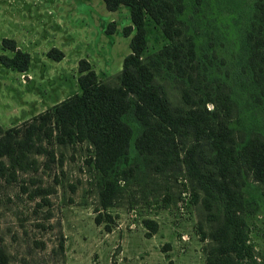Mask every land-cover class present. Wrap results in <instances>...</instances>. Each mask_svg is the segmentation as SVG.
Masks as SVG:
<instances>
[{
    "label": "rangeland",
    "instance_id": "obj_1",
    "mask_svg": "<svg viewBox=\"0 0 264 264\" xmlns=\"http://www.w3.org/2000/svg\"><path fill=\"white\" fill-rule=\"evenodd\" d=\"M235 1L183 0L180 38L185 42L195 25L202 29L197 39L199 54L208 52L213 63H207L204 55L202 62L210 65L214 75L193 69L190 80L171 56L153 61L171 41L162 25L150 17L146 21L148 46L142 57L150 62L153 83L175 110H187L202 95L200 88L207 80L213 85L226 80L220 88L234 91L229 120L238 137L248 131L264 132V101L257 104L251 99L255 89L250 82L232 78L236 64L228 58L238 42L232 14ZM112 21L114 31L107 32ZM129 24L125 4L109 10L103 0H0V53L9 52L1 38L16 36L31 55L25 71L0 63L2 127L30 121L78 91L80 58L89 60L101 80L119 84L123 57L130 51L134 33V29L129 35L123 33ZM52 46L63 50L61 59L46 55ZM184 66L191 71L189 65ZM247 80L246 75L241 79ZM206 106L213 108V103L207 101ZM125 120L136 136L139 121L132 113ZM191 140L188 135L185 145ZM42 144L51 153H30L31 165L17 170L15 179L0 176V237L8 264H208L223 238L221 203L187 170L183 145L179 157L173 156V163L164 167H155L131 147V169L126 166L125 175L115 180V197L102 208L98 174L86 159L92 146L87 141L60 144L54 139ZM196 157L202 170L214 168L208 140ZM0 159L8 163L6 157ZM238 179L243 198L240 213L248 223V254L238 258L237 264H264V185L246 170ZM146 219L155 224L148 225Z\"/></svg>",
    "mask_w": 264,
    "mask_h": 264
},
{
    "label": "trees",
    "instance_id": "obj_2",
    "mask_svg": "<svg viewBox=\"0 0 264 264\" xmlns=\"http://www.w3.org/2000/svg\"><path fill=\"white\" fill-rule=\"evenodd\" d=\"M103 1L109 10L127 5L131 24L124 27L123 33L129 35L134 29L129 39L130 51L123 57L119 84L101 80L89 60L80 58L78 91L36 113L30 121L6 128L0 124V158L8 160L5 163L0 159V176L15 179L17 170H25L31 165L30 153H51L42 144L45 139L49 142L54 139L60 144L87 141L93 150L86 159L97 171L100 203L106 208L115 197V180L119 175H125L126 166L130 165L131 169L134 157L130 153L131 147L137 155L153 161L155 167H164L173 163V156L179 157V148L183 145L182 158L187 170L196 176L202 189L217 194L221 203L223 238L211 252L208 264H237L238 258L248 254V223L240 213L243 198L238 176L244 170L249 171L264 185V132L248 131L237 137L235 125L229 120L235 103L234 91L225 92L220 88V83H226V80L214 85L207 80L205 87L200 88L202 95L196 101L192 100L184 111L175 110L153 83L150 62H144L142 57L148 46L147 17L160 23L171 41L152 58L153 61L164 55L171 56L179 72L187 74L190 80L193 69L201 72L202 68L203 74L214 75L210 65L202 62L204 55L207 63H213L208 52L204 50L202 55L199 54L197 39L203 33L202 29L198 30L195 25L192 32L185 35V42L180 38L183 34L179 24L183 0ZM235 2L232 14H235L234 36L238 42L235 53L228 58L236 64V70L232 66V78L238 83L250 82L255 89L250 92V97L261 104L264 101V0ZM106 31H114L113 21ZM1 45L9 51L0 53L2 65L19 71L29 68L31 55L18 46L15 38L4 36ZM46 55L59 60L64 52L52 46ZM184 63L191 71L183 68ZM245 75L248 80L241 81ZM215 76L210 78L217 79ZM207 101L213 103V108L206 106ZM128 113L140 123L136 136L125 120ZM188 135L192 140L185 145ZM205 140L212 149L214 168L202 170L196 155ZM145 221L148 225L155 224L150 219ZM8 259L0 237V264H8Z\"/></svg>",
    "mask_w": 264,
    "mask_h": 264
},
{
    "label": "crops",
    "instance_id": "obj_3",
    "mask_svg": "<svg viewBox=\"0 0 264 264\" xmlns=\"http://www.w3.org/2000/svg\"><path fill=\"white\" fill-rule=\"evenodd\" d=\"M13 38L16 39V36H14ZM16 40H17V39H16ZM18 46H19L20 48H22V47H21V43H20V44L18 43Z\"/></svg>",
    "mask_w": 264,
    "mask_h": 264
}]
</instances>
